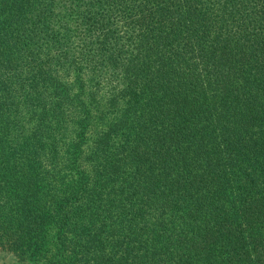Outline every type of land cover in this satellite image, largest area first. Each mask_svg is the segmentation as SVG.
<instances>
[{
	"label": "trees",
	"instance_id": "16d2710c",
	"mask_svg": "<svg viewBox=\"0 0 264 264\" xmlns=\"http://www.w3.org/2000/svg\"><path fill=\"white\" fill-rule=\"evenodd\" d=\"M0 251L264 264V0H0Z\"/></svg>",
	"mask_w": 264,
	"mask_h": 264
},
{
	"label": "rangeland",
	"instance_id": "374dc122",
	"mask_svg": "<svg viewBox=\"0 0 264 264\" xmlns=\"http://www.w3.org/2000/svg\"><path fill=\"white\" fill-rule=\"evenodd\" d=\"M0 264H18V263L11 255H8L0 251Z\"/></svg>",
	"mask_w": 264,
	"mask_h": 264
}]
</instances>
